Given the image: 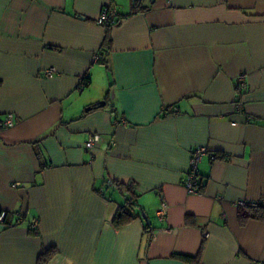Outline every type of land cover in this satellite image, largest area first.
<instances>
[{
	"label": "crops",
	"instance_id": "1",
	"mask_svg": "<svg viewBox=\"0 0 264 264\" xmlns=\"http://www.w3.org/2000/svg\"><path fill=\"white\" fill-rule=\"evenodd\" d=\"M108 2L0 0V264L264 260V221L236 206L264 199V0H112L102 26ZM108 180L136 196L119 228Z\"/></svg>",
	"mask_w": 264,
	"mask_h": 264
},
{
	"label": "built area",
	"instance_id": "2",
	"mask_svg": "<svg viewBox=\"0 0 264 264\" xmlns=\"http://www.w3.org/2000/svg\"><path fill=\"white\" fill-rule=\"evenodd\" d=\"M109 2L104 5L99 13V16L96 19V22L99 25L102 26H110L117 22L118 19V12L114 5H112V0H108ZM55 69L53 67L45 69L43 71L44 77H52L54 75ZM236 87L238 88H245L246 84V77L244 74H240L235 79ZM81 86H83V81L80 83ZM14 123V116L13 114H6L2 125L4 126H11ZM101 139V135L98 133H93L89 136L88 140L85 143V147L87 149H91L94 147V145ZM207 152L206 148L204 146L201 147H195L191 149L189 160H188V169L186 172V177L184 181V187L189 193H199L201 192V189L204 184V179L199 173L198 170V163L201 159V157ZM108 184H112L113 182L111 180L107 181ZM125 198V196H123ZM262 204H264V199L260 201ZM257 202H246L243 200H239L236 202V206L239 207H245V206H252ZM164 209L165 204L163 203L162 206L157 210V214L162 217L164 215ZM7 217V211L6 210H0V222H4ZM17 221H21V217L19 216L17 218ZM32 229H35L37 227V222H33L31 224ZM251 264H264V260H254Z\"/></svg>",
	"mask_w": 264,
	"mask_h": 264
},
{
	"label": "trees",
	"instance_id": "3",
	"mask_svg": "<svg viewBox=\"0 0 264 264\" xmlns=\"http://www.w3.org/2000/svg\"><path fill=\"white\" fill-rule=\"evenodd\" d=\"M104 41H105L104 46L108 47L110 44L109 37H106ZM86 79L87 78L82 79L84 85L87 84ZM211 158H215V155L211 154ZM111 181L113 182L112 183L113 185H116L118 188H120L121 191L123 190V196H125V198L123 197L124 198L123 204H121L118 207L114 215V218L112 220L114 227L119 228L132 221L136 217V215H138L135 212L137 207L136 196L133 192L132 184H122L119 182H114L113 180ZM238 209H239V218L241 222H244L248 218H256L264 221V204H262L260 201L252 206L239 207ZM54 254H55V249L50 247L49 249L45 250L39 255L37 263L38 264L47 263L53 257Z\"/></svg>",
	"mask_w": 264,
	"mask_h": 264
},
{
	"label": "water",
	"instance_id": "4",
	"mask_svg": "<svg viewBox=\"0 0 264 264\" xmlns=\"http://www.w3.org/2000/svg\"><path fill=\"white\" fill-rule=\"evenodd\" d=\"M155 0H150V2L151 3H153ZM101 104H103V103H101ZM142 217L144 218V220L146 221V224L148 225V226H150V220L148 219V217L143 213L142 214Z\"/></svg>",
	"mask_w": 264,
	"mask_h": 264
}]
</instances>
